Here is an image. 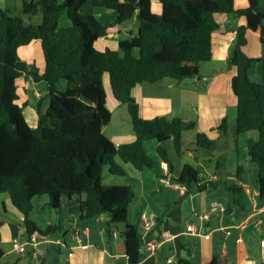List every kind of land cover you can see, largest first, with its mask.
<instances>
[{"label":"trees","instance_id":"trees-1","mask_svg":"<svg viewBox=\"0 0 264 264\" xmlns=\"http://www.w3.org/2000/svg\"><path fill=\"white\" fill-rule=\"evenodd\" d=\"M20 1L22 16L41 14L42 21L37 26L26 25L23 18L12 17L0 7V195H7L24 216L26 236L35 231L51 235L58 230L50 226L42 231L30 221L35 199L47 198L50 206L58 210L64 200L76 198L80 220L103 216L108 228H123L129 264L142 261L144 242L140 231L127 222L134 190L103 185V169L107 166L110 174L124 176L114 162L116 158L139 172L151 169L144 146L155 140L159 143L157 156L173 175L174 168L162 145L171 143L180 156L183 134L194 130L196 124L179 118L141 119L132 91L141 84L197 78L198 64L212 60V35L219 29L218 15L245 17L247 21L238 30L229 56L230 64L237 70L231 83L237 100L235 134H257V139L248 140L246 149L255 166L259 199L264 201L263 93L261 84L249 77L256 61L243 52L246 32L257 31L264 25L263 0H249V7L244 10H236L234 0H160V15L153 13L151 0H93L95 7L117 13L114 25L110 26L80 12L88 0ZM65 12L68 27L60 25ZM136 12L139 29L133 40L121 41L119 51L96 49V42L111 27L124 24ZM34 41L41 42L43 75L18 55L19 48ZM135 51L139 56H135ZM29 76L35 82H45L49 91V107L44 115L41 101L38 103L35 128L30 127L17 104V80ZM105 76L113 98L128 108L135 134L133 143L115 145L104 134L112 120L107 108ZM60 81L67 83L64 92L58 90ZM217 130L223 138L229 137L228 118ZM197 145L210 150L215 143L199 133ZM200 175L199 169L185 165L175 182L185 185L187 190L195 184L199 193L207 187H217V182L203 180ZM157 176L161 178V173ZM227 189L234 196L239 191L235 185ZM4 257L0 246V264ZM209 264H219L218 258L214 257Z\"/></svg>","mask_w":264,"mask_h":264},{"label":"crops","instance_id":"crops-1","mask_svg":"<svg viewBox=\"0 0 264 264\" xmlns=\"http://www.w3.org/2000/svg\"><path fill=\"white\" fill-rule=\"evenodd\" d=\"M18 1L20 0H0V7L5 12L17 14L21 12V7L18 10ZM19 3L21 5V1ZM151 4L153 13L160 15L162 13L160 0H151ZM234 7L236 10L247 9L249 0H234ZM80 12L85 16L94 17L103 26L114 25L117 19L116 12L95 7L93 0H88L81 7ZM137 15L138 12L124 24L111 27L106 36L96 42V49L98 48L100 52L106 49L119 51L121 41L133 40L139 29ZM23 20L26 24V20ZM216 20L219 29L212 35V60L209 63L198 64L197 78L182 82L166 79L157 84L137 85L132 91V96L139 105L140 118L144 120L157 117L170 118V120L179 118L187 122L195 121L197 134L206 135L215 145L225 139L218 132V127L225 118L236 114L237 100L231 83L237 70L230 64L229 56L238 30L247 25L245 17L218 15ZM27 21L26 25L37 26L41 24L42 16L38 14L28 17ZM60 25L70 26L66 12L61 17ZM243 52L256 61L250 69L249 77L262 86L264 111V25L257 31L246 32ZM134 54L139 56L138 51ZM18 55L29 65L37 66L40 75L44 74L45 59L40 41L19 48ZM106 81L108 83L107 76L104 77V83ZM58 87L60 92H64L67 83L60 81ZM17 88L19 95L17 104L22 109L29 104H34L37 109L41 101V114L47 112L49 91L45 82H35L30 76L21 77L17 80ZM24 115L30 127L35 128L39 119L38 111L35 115L31 114L30 119L25 113ZM238 137H235V172H227L222 176L217 173L219 162L216 166L217 171H212L205 164L204 166L199 164L200 177L203 180L217 182V187H207L204 193H199L197 188L192 193L190 188L185 196H181L180 192L174 189V193H168L163 201H160V204L167 206L161 205L160 209H154L155 211L150 213L158 217V226L149 234L147 241L160 244L161 235L165 231L172 234L175 239L161 242L154 256L144 253L139 264H180L182 261H188L190 264H209L214 257L218 258L219 264H264V201L259 199L256 178L248 180L244 177L246 171L240 165ZM243 139L242 160L251 168L246 144L250 139H257V134L254 136L245 134ZM111 141L115 145H122L114 140ZM134 141L135 136L131 143ZM190 155L195 158L194 154L190 153ZM162 164L164 163H161V167ZM174 174L173 170L171 180L175 182L179 174ZM230 185H235L239 189L236 191V196L227 189ZM234 198L237 201H234ZM36 202L40 203L37 210L39 221L31 220L29 216L30 221L39 230L42 228V231L50 226H56L58 230L54 234L47 235V240L42 241L38 247L41 253L39 258H32L34 261L23 260L15 264L43 262L44 264H129L125 253L123 228H108L103 216L80 220L81 209L76 198L70 201L64 200L58 210L50 206L47 198L35 199L34 209ZM228 206L231 211L228 210ZM0 210L3 214L1 216L0 213V246L5 256H8L13 252L5 251L4 245L12 244L14 239H21V228L24 229L26 236L25 226L20 225L24 216L14 208L8 196L0 195ZM226 210L228 215L224 214ZM143 213L146 212L141 211L138 216L139 230L140 216ZM205 214H209L210 219L202 222L200 217ZM10 215L14 216L16 221L9 218ZM166 221H169L170 226L166 225ZM189 224L195 225L202 234L188 233L186 228ZM76 236H79L80 243Z\"/></svg>","mask_w":264,"mask_h":264},{"label":"rangeland","instance_id":"rangeland-1","mask_svg":"<svg viewBox=\"0 0 264 264\" xmlns=\"http://www.w3.org/2000/svg\"><path fill=\"white\" fill-rule=\"evenodd\" d=\"M19 2L20 1H18V7H19L18 10L21 7ZM262 3L264 5V0L262 1ZM6 13L12 17L17 15V17H21L25 19L26 24L28 23L27 21L28 17L22 16L21 12H17V14L16 13L13 14V12H9V13L6 12ZM187 80H191V79H187ZM105 89L107 92V108L112 114V120L110 124L104 128V134L110 140H114L117 143L120 144L131 143L132 139H134L135 134L133 132L132 121L130 118V114L128 112V108L125 105H121L120 103H118L112 97L110 87L107 81L105 83ZM23 111L26 114L27 118L30 119V115L31 114L35 115L37 109L34 104H29L23 108ZM235 119H236V114L233 117H231L230 115V118H228L229 137L227 139H224L222 142L216 144L218 146L215 145L210 150L200 148L197 145V131L195 129L191 131H187L183 134L184 147L180 156L177 155L171 143L168 145L167 144L162 145V147L166 149L168 152L170 163L174 168V173H175L174 175H178L185 165H189L195 169H199V164L203 166L205 164L212 171H217L216 166L218 162L220 164V167L218 168V172H217L218 174L225 176L227 172H235V166H234L236 161V152H235L236 134L234 131ZM168 120H170V118H168ZM246 135L254 136L256 135V133H248ZM243 136H245V134L240 135L238 137V146L241 152L240 165L245 168L246 173L244 174V177L246 179L249 180L252 178H256L257 180L255 166L252 163H249V165L251 166L250 168L244 163V160H242V148H243V140H244ZM158 146L159 143L155 140L149 141L145 144L144 149L146 155L151 160L153 167L151 169H147L144 172H139L135 170L130 164H124L122 161H120L119 158H116L114 162L118 167H120L124 171L125 173L124 176H116L110 174L109 168L107 166H105L103 169V175H102L103 185L128 186L134 190L135 197L131 202L128 210L127 222L130 225L136 227L139 223L138 216L141 211H145L146 213H148L147 215L149 216L151 215L150 213L155 211L154 209H160L161 205H163V207H166L167 205L160 204V201H163L165 195H167L168 193L170 192L174 193L173 191L174 189L164 187L161 184L160 179L157 177L158 173L161 172V163H162L161 159L156 154V149ZM190 153L194 154L195 158L191 156ZM172 181L174 182V180ZM191 189H192V193H194L196 190V185L192 184ZM2 196H7V195H2ZM39 206L40 203L36 202L35 209H33L32 213L30 214L31 220L39 221L38 219L39 216H37L38 214L37 210H39L38 209ZM1 216H3L2 213ZM8 217L11 218L13 221H16V218L14 216L10 215ZM20 225L23 226V223H20ZM41 229L42 228H40V230ZM21 234H22L21 240H24L26 236L23 228H21ZM4 249L7 252L12 251L11 244H5ZM20 256L21 255L17 257V254L15 252L10 253L8 256L4 257L2 263L15 264L23 260L34 261L32 259L34 257L31 254H25L22 257Z\"/></svg>","mask_w":264,"mask_h":264},{"label":"built area","instance_id":"built-area-1","mask_svg":"<svg viewBox=\"0 0 264 264\" xmlns=\"http://www.w3.org/2000/svg\"><path fill=\"white\" fill-rule=\"evenodd\" d=\"M171 173L167 164H162L161 167V178L160 182L164 187L176 189L180 192L181 196H185L188 193L187 187L183 184H178L171 180ZM202 222H207L210 219L209 214H205L200 217ZM166 225L170 226L169 221H166ZM140 235L141 239L144 242L143 245V257L144 253L148 256H154L156 254L157 247L161 244V242H169L175 239L172 234L165 231L161 235V242L160 244L154 241H147L149 234L155 230L158 226V217L154 214L147 215L146 213L141 214L140 216ZM188 233L193 235H200L202 234L201 231L195 225H187L186 228ZM48 236L41 234L37 231L33 232L30 235H27L24 240L14 239L12 241V251L15 252L17 255H25L31 254L34 258H39L41 253L38 251V247L42 243V241L47 240ZM77 241L79 242V236H76ZM80 243V242H79ZM72 254H69L71 256Z\"/></svg>","mask_w":264,"mask_h":264},{"label":"water","instance_id":"water-1","mask_svg":"<svg viewBox=\"0 0 264 264\" xmlns=\"http://www.w3.org/2000/svg\"><path fill=\"white\" fill-rule=\"evenodd\" d=\"M228 210L231 211V208L229 206H228ZM228 210H226V212H224L225 215H228ZM125 253H127V249H126ZM42 264H44V262Z\"/></svg>","mask_w":264,"mask_h":264}]
</instances>
